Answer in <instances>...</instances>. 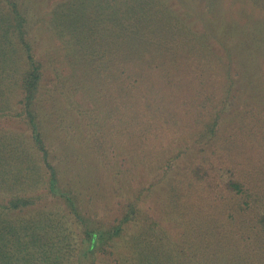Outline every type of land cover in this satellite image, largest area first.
Returning <instances> with one entry per match:
<instances>
[{"label":"trees","instance_id":"obj_1","mask_svg":"<svg viewBox=\"0 0 264 264\" xmlns=\"http://www.w3.org/2000/svg\"><path fill=\"white\" fill-rule=\"evenodd\" d=\"M236 1L53 2L50 26L69 38L77 63L69 80L61 81L71 88V112L53 120L46 104L56 90L44 91L45 67L27 29L25 3L0 0V120L16 119L30 131L27 140L0 129V264H219L224 259L207 252L213 242L201 244L212 234L203 221L186 229L190 244L165 239L159 225L142 215V191L126 204L118 224L101 225L86 215L80 191L64 184L50 145L67 138L65 123L72 115L96 120L73 98L79 90L106 107L105 121L90 131L89 146L107 168L127 155L162 173L173 213L183 220L199 215L195 193L215 195L219 189L231 196V211L246 214L264 235V199L251 174L246 179L237 152L225 147L253 120L247 100L264 91V70L261 75L258 63H244L264 32V9L250 6L257 17L252 22L248 14L242 17ZM252 128L262 134L259 123ZM181 158L191 162L177 170ZM172 170L175 178L169 176ZM130 226L139 231L131 233ZM108 248L114 250L112 262L98 256ZM229 250L234 260L228 264L242 262L243 253Z\"/></svg>","mask_w":264,"mask_h":264},{"label":"rangeland","instance_id":"obj_2","mask_svg":"<svg viewBox=\"0 0 264 264\" xmlns=\"http://www.w3.org/2000/svg\"><path fill=\"white\" fill-rule=\"evenodd\" d=\"M18 1L25 3L23 9L27 18V29L28 31L32 30L36 57L45 67L44 91L49 89L52 94L53 90H56L52 95L53 99L46 104L48 115L55 120L60 112H71L70 102L72 99H67V96L71 94V88L69 86L67 88L61 81L69 80L77 64L74 62V50L69 43V38L59 37L50 26L53 17L50 10L51 5L53 2L63 0ZM236 3L237 6L243 8L242 17L246 18L248 14L249 18L247 19L252 22L257 17L255 18V14L249 10L250 6L253 7L254 3H258L264 9V0H237ZM259 33V43L252 46V51L247 55L244 63H258L262 69V75L264 70V32ZM242 39L243 37L240 36V40ZM216 52L220 57L219 51L216 50ZM243 56L244 53L240 55V57ZM227 62L228 60L225 63ZM262 81L264 82V78ZM86 97V94L79 90L73 98L78 104L83 103L86 111L96 120H92L90 116L72 115L65 123L67 138L63 142L53 140L50 145L51 149L55 151L54 155L57 156L56 161L59 163V167L63 170L64 184L72 185L74 189L80 191L84 211L88 217H92L93 222L107 226L118 224L125 212L126 204L135 202L138 192L142 191L141 200L138 202L142 215L146 214L149 219L155 221L162 229L161 231L165 233L163 237L171 240L174 245L190 244V240L184 236L186 229L189 230L190 226L195 227L203 221V225L207 227L205 231H211L212 234H205L208 239L203 238L201 244L206 248L208 240L213 242L214 246L209 247L207 252L210 251L211 255L215 257L219 254L223 255L224 259L217 261L219 264H228L229 259L234 260L232 251L229 250L231 248L236 250L233 251V255L240 252L245 256L240 260L242 262L237 260L232 263H264V235L259 233L246 214L239 213L237 210L231 211L229 202L231 196L227 192L225 194L215 188V195L205 196L201 190L195 193L199 197L196 198L199 201L196 204L198 206L196 211H199V215L198 217L192 216L193 220L189 216L183 220L181 216L173 213L174 199L171 197L170 188L161 182V172V174L155 173V171L152 173L143 164H135L127 155L116 157V163H113L110 169L107 168L89 146V139L92 138L90 131L92 129L99 130L96 125L105 121L106 107L103 104L101 108L99 107L101 105L93 103V101L95 102L94 98L89 100ZM253 97L254 95H252ZM256 97L259 98L249 100L246 99V96L244 98L252 108L250 117L253 118L246 123L250 122L253 127L254 124L259 123L262 134L256 133L250 124H246V130L240 133V138L233 140L232 144L226 143L225 147L237 152V156H239L236 158L237 163H241L240 167L248 171L246 179L251 174V183L257 187L259 197L264 199V91L260 90L259 96ZM95 107L100 110L97 111ZM0 129L12 135H24L27 140L29 139L30 131L16 119L0 120ZM49 135L56 138L52 129L49 131ZM101 135L104 136V134ZM226 154L228 155V152ZM190 162L191 160L187 162L185 158H181L174 167L177 170H184ZM115 169L118 171L116 172ZM176 175L177 172L172 170L169 176L175 178ZM44 206L57 207L56 203H47ZM188 211L189 209L187 213ZM129 228L131 233L139 231V226H130ZM158 233L160 235V232ZM245 250L249 254L245 253ZM113 253L114 250L108 248L100 251L98 256L100 259L104 257L102 260L109 259L112 262L115 258Z\"/></svg>","mask_w":264,"mask_h":264}]
</instances>
